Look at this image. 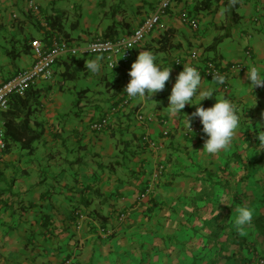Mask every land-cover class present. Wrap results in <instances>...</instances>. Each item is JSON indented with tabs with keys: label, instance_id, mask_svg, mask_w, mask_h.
Here are the masks:
<instances>
[{
	"label": "crops",
	"instance_id": "1",
	"mask_svg": "<svg viewBox=\"0 0 264 264\" xmlns=\"http://www.w3.org/2000/svg\"><path fill=\"white\" fill-rule=\"evenodd\" d=\"M157 2L0 0V85L32 66L36 47L66 40L81 49L112 27L114 38L127 37ZM183 16L196 21L197 29ZM163 36L167 49L156 52ZM143 51L152 52L162 68L171 66L165 89L112 112L125 98L131 65ZM97 58L101 69L93 74L87 62ZM208 59L246 68L228 85L201 76L202 89L214 88V96L233 103L241 117L232 146L217 155L201 152L205 134L181 133L185 115L197 105L176 115L167 108L183 66ZM253 66L264 71V0H171L126 68L109 69L100 55L67 53L52 78L33 88V120L40 126H31L41 139L31 151L9 142L0 152V264H248L250 235L233 218L240 206L252 209V200L264 198V173H255L264 167V149L256 148L264 134V88L252 92L248 85ZM81 78L86 87L73 96ZM215 97L200 105L211 107ZM105 116L108 125L92 130ZM144 135L163 150L147 149ZM159 164L162 179L139 201ZM251 165L254 172L246 168ZM249 190L253 198L247 203ZM102 228L113 233L104 237Z\"/></svg>",
	"mask_w": 264,
	"mask_h": 264
},
{
	"label": "built area",
	"instance_id": "2",
	"mask_svg": "<svg viewBox=\"0 0 264 264\" xmlns=\"http://www.w3.org/2000/svg\"><path fill=\"white\" fill-rule=\"evenodd\" d=\"M170 7L171 0H158L153 14L127 37L118 38L113 41L95 39L88 42L81 49L76 47L73 48L65 41H55L48 49L34 48L33 54L35 59L32 66L21 71L19 74L0 85V112L7 110L9 100L12 96L21 97L29 88L35 86L38 82L50 80L53 76L52 69L54 64L67 53L77 55L81 52L84 56L100 55L104 58V64L109 69H114L118 65L126 67L132 59L133 49L139 47L144 42L145 37L158 27L160 18L170 9ZM32 9L34 12H38V7L34 6ZM182 22L188 24L192 29H197L198 27L196 21L186 16L182 17ZM176 63L179 64L180 61H176ZM190 66L196 67L201 72V76L206 80L218 83L216 77L223 76L224 83L221 85H228V80L231 76L237 72L246 70L244 65H232L226 68L220 66V69L216 66L215 62L209 59L203 61L201 64L193 63ZM130 79L131 78L128 76L127 83ZM132 99L133 98L128 97L126 94L123 101L116 108H113L112 112L128 106ZM136 120L143 123L145 118L141 114H136ZM108 122L109 116L102 117L92 124V130L97 132L102 131L108 125ZM191 129L192 133L189 132L186 127L181 133L184 137L204 134L199 120L196 123L191 124ZM167 135L168 133L164 131L163 136L166 137ZM3 137V123H0V152L6 148ZM141 141L149 150L154 152H160L163 150V146L158 144V142L154 141L148 135H144L141 138ZM163 173L164 165H157L150 174L146 188L138 198L139 201L144 200L150 190L159 183L162 179ZM123 217V215H120L119 220H122ZM99 233L104 237H108L113 233V230L110 231L102 228L99 230ZM261 264H263V262H261Z\"/></svg>",
	"mask_w": 264,
	"mask_h": 264
},
{
	"label": "clouds",
	"instance_id": "3",
	"mask_svg": "<svg viewBox=\"0 0 264 264\" xmlns=\"http://www.w3.org/2000/svg\"><path fill=\"white\" fill-rule=\"evenodd\" d=\"M98 59L87 62V68L93 74L101 69ZM155 61L152 52H139L128 73L131 79L123 90L128 97L146 98L150 95L152 99L155 94L165 89L171 75V66L162 68ZM246 76L250 81L248 85L251 86L252 92L254 88H264V71L260 68L253 66L247 69ZM216 80L219 84L224 83L223 76H217ZM214 91L215 89L211 87L202 89L201 72L196 67L185 65L171 88L167 107L171 114L176 115L182 113L181 110L186 105H197L191 116L185 115V127L192 133L191 121L193 118H199L202 132L207 137L201 152L210 155L228 150L241 126V117L237 114L235 105L226 99H217ZM213 97L216 102L211 107L205 108L200 105L201 101ZM254 99L256 103V98ZM257 137L259 146L257 145L256 148L260 151L264 149V134ZM237 213L235 225L238 229L243 230L252 224L253 210L250 207L240 206Z\"/></svg>",
	"mask_w": 264,
	"mask_h": 264
},
{
	"label": "trees",
	"instance_id": "4",
	"mask_svg": "<svg viewBox=\"0 0 264 264\" xmlns=\"http://www.w3.org/2000/svg\"><path fill=\"white\" fill-rule=\"evenodd\" d=\"M208 8L209 6L206 5L204 9H208ZM112 30H113V27L110 29V31H107L106 34L102 38H99V39L105 40V41L106 40L113 41V40L118 39L112 36L111 34ZM62 41L68 42L66 40H62ZM168 43H169V39L163 36L159 42L160 47L158 50H156V52L165 51L167 49ZM217 45H218V41L214 43L213 47ZM134 49L132 51V56H133ZM69 58H73V57H69ZM60 60L61 59H59L54 64V66L57 63H59ZM212 61L215 62L214 60ZM217 67L220 68V66H217ZM52 72H53V69H52ZM73 73L75 72H70L68 74L72 75ZM33 88L34 86L29 88L24 93V95L21 97L12 96L9 100V105H8L7 110L0 112L1 119L4 122L3 123V129H4L3 140L5 142V147H6L3 151H7L9 149V142L17 144L21 149L31 151L33 144L41 139V132H37L36 130H33L31 126V125H35L36 127L40 126L39 122H36L33 120V117L35 114V108L32 106V102L34 100V95L36 93L33 90ZM263 199L264 198H262V200ZM262 200H260L256 205H253L254 210H255L253 211V216L259 217V220L258 218L255 219V221L258 220V222L260 221L261 217L264 216V213H263L264 204L260 205L263 202ZM253 206H251L252 209H253Z\"/></svg>",
	"mask_w": 264,
	"mask_h": 264
},
{
	"label": "rangeland",
	"instance_id": "5",
	"mask_svg": "<svg viewBox=\"0 0 264 264\" xmlns=\"http://www.w3.org/2000/svg\"><path fill=\"white\" fill-rule=\"evenodd\" d=\"M131 61H132V59L130 60V62ZM85 81H86L85 79L81 78L78 81H76V85L74 83H70V87H73L74 85L76 86V88L71 91V94L73 96H75L77 94L76 91H80L81 89H84L86 87ZM103 93L105 95L104 91H103ZM73 99H75V97H73ZM252 163H254V162L250 161V164H252ZM252 166L253 165H251L250 167H246V166L245 167L248 170H251V172H254L256 167H252ZM255 173H258V174L262 173L263 174L264 173V167L259 166L258 171ZM257 175L255 176L256 179H257ZM252 196H253V194L249 190V198L247 199L248 200L247 203H249L251 201V199L253 198ZM262 201L264 202V199ZM258 202L259 201H256V200L253 201L252 200L251 206L256 205ZM263 202L260 205L264 204ZM252 210L255 211L254 206H253ZM263 213H264V211H263ZM256 218H258V220H259L258 216H253L252 224L250 225V227L248 226L251 229L250 232L248 231V227H246V231H247L246 233H248L250 235L247 238L248 239L250 238V243L252 244V246H250V249H249L250 254L248 253V259H249V261L247 260L248 264H261V262H263V264H264V256H263V254H264V216L261 217L259 222H258V220L255 221ZM233 220H235V219L233 218Z\"/></svg>",
	"mask_w": 264,
	"mask_h": 264
}]
</instances>
